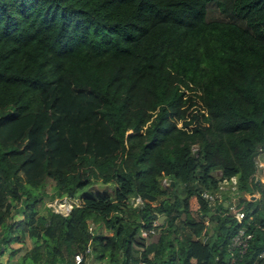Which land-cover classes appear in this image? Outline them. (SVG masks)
<instances>
[{
	"label": "trees",
	"instance_id": "trees-1",
	"mask_svg": "<svg viewBox=\"0 0 264 264\" xmlns=\"http://www.w3.org/2000/svg\"><path fill=\"white\" fill-rule=\"evenodd\" d=\"M260 147L264 0H0V264H264Z\"/></svg>",
	"mask_w": 264,
	"mask_h": 264
},
{
	"label": "built area",
	"instance_id": "built-area-1",
	"mask_svg": "<svg viewBox=\"0 0 264 264\" xmlns=\"http://www.w3.org/2000/svg\"><path fill=\"white\" fill-rule=\"evenodd\" d=\"M255 164V171L253 173V182L254 183H263L264 181V148L260 147L258 149V153L254 159ZM218 175L220 173H217ZM237 177L232 176L230 178H221L218 180L217 188L214 191H210L207 189H204L201 191L202 197L207 201L211 211H215L217 204L223 203L225 206L228 207L229 213H232L236 221L240 224L244 219V212L243 211H234L236 206L237 199L240 198L241 194L239 192L238 188V182ZM163 185H168V183L164 180ZM255 194H247L243 193L242 196L246 199L252 200ZM67 203L68 208L65 211H61L55 208V203ZM127 203L132 205L133 207H141L144 203V200L140 196H134L131 197ZM49 209L55 213H59L63 216L68 215L72 208L75 206H79V202L75 198H55L50 201L48 204ZM158 221L154 222V225H156ZM205 224H207V221H205ZM89 232L91 233L93 230V225L90 223L88 227ZM155 234L154 228L151 230H141L140 235L143 238H147L148 235ZM202 242H205L207 240V236L202 234V236L199 238ZM252 239V233L245 230L244 227H239L237 231L232 236L228 251L231 253V255H235V257H241L246 249L249 247L250 240ZM91 252L90 248H86L84 251L76 252L73 255V261L75 264H81L87 255H89ZM260 256L264 257V250L260 254ZM138 264H149L146 260H140Z\"/></svg>",
	"mask_w": 264,
	"mask_h": 264
},
{
	"label": "rangeland",
	"instance_id": "rangeland-1",
	"mask_svg": "<svg viewBox=\"0 0 264 264\" xmlns=\"http://www.w3.org/2000/svg\"><path fill=\"white\" fill-rule=\"evenodd\" d=\"M209 15L210 16H218V13L216 12V10H214V8L212 7V8H209ZM178 125H180V123L178 124ZM263 186H264V181H263V183H261ZM92 190L94 191V192H97V193H99V194H103V193H111L112 192V189L110 188V186H105V185H101V184H99V185H95L93 188H92ZM255 197H258V193H255V195H254V197H252L253 199L255 198ZM50 203V200H48V199H44V204H45V206L47 207V208H49V206H48V204ZM96 226V225H95ZM25 239H27L26 237H25ZM156 239V236L155 237H153V239H151V240H155Z\"/></svg>",
	"mask_w": 264,
	"mask_h": 264
},
{
	"label": "crops",
	"instance_id": "crops-1",
	"mask_svg": "<svg viewBox=\"0 0 264 264\" xmlns=\"http://www.w3.org/2000/svg\"><path fill=\"white\" fill-rule=\"evenodd\" d=\"M21 245H22V244H20V243H14V244H12V246L15 247V248H17V247H21ZM26 246H27V244H26ZM89 260H90V259H89ZM89 263H92V261L90 260ZM92 264H93V263H92Z\"/></svg>",
	"mask_w": 264,
	"mask_h": 264
},
{
	"label": "water",
	"instance_id": "water-1",
	"mask_svg": "<svg viewBox=\"0 0 264 264\" xmlns=\"http://www.w3.org/2000/svg\"><path fill=\"white\" fill-rule=\"evenodd\" d=\"M170 184H172V181H170ZM163 219H164V216L160 217L159 222L161 223Z\"/></svg>",
	"mask_w": 264,
	"mask_h": 264
}]
</instances>
